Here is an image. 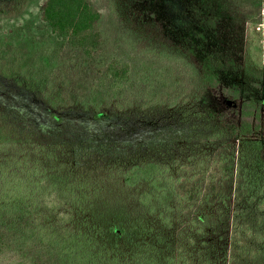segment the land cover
Returning a JSON list of instances; mask_svg holds the SVG:
<instances>
[{
	"label": "trees",
	"instance_id": "obj_1",
	"mask_svg": "<svg viewBox=\"0 0 264 264\" xmlns=\"http://www.w3.org/2000/svg\"><path fill=\"white\" fill-rule=\"evenodd\" d=\"M232 1L108 0L128 47L183 58L200 89L204 131L182 126L179 137L144 147L167 153L77 139L81 128L65 114L93 121L107 112L61 103L51 87L31 89L49 109L47 128L0 100V260L264 264V68L252 61L264 17L246 27L244 1ZM39 17L56 39L93 57L101 33L91 0H42ZM128 71L113 61L105 75L119 83Z\"/></svg>",
	"mask_w": 264,
	"mask_h": 264
},
{
	"label": "rangeland",
	"instance_id": "obj_2",
	"mask_svg": "<svg viewBox=\"0 0 264 264\" xmlns=\"http://www.w3.org/2000/svg\"><path fill=\"white\" fill-rule=\"evenodd\" d=\"M41 1L0 2V72L5 75L0 76V100L16 108L35 127L47 128L51 121L49 109L43 107L31 89L32 84L42 89L51 87L63 96L61 103L75 105L86 101L91 111L107 112L105 117L93 121L89 115L87 118L82 114H65V119L81 128L75 133L77 139L88 143L122 141L140 153H167L168 147H144L151 141L179 137L182 126L204 131L207 121L197 114L200 89L187 61H169L141 48L128 47L108 0H91L100 12L101 42L93 57L87 59L79 49L51 35L39 17ZM243 1L242 7L247 8L244 7L247 18L242 16L244 24L254 27L264 17V0ZM235 5L238 9L240 3ZM113 61L126 63L129 68L128 75L119 83L105 75L106 66ZM252 61L264 68V32L253 38ZM243 88L250 91L252 87L243 83ZM217 148L215 145L213 150ZM256 214L257 211L253 212L252 217ZM258 214H264L263 205ZM263 248L262 245V251ZM0 264L21 263L2 259Z\"/></svg>",
	"mask_w": 264,
	"mask_h": 264
}]
</instances>
